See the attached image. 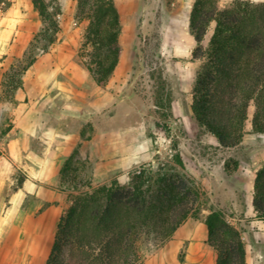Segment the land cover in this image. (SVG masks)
I'll use <instances>...</instances> for the list:
<instances>
[{
	"label": "crops",
	"instance_id": "crops-1",
	"mask_svg": "<svg viewBox=\"0 0 264 264\" xmlns=\"http://www.w3.org/2000/svg\"><path fill=\"white\" fill-rule=\"evenodd\" d=\"M142 1L115 0L122 52L113 75L101 85L79 59L84 23L75 19L72 0H59L56 41L23 74L22 87L4 99L5 72L23 57L43 22L35 0H0V124L6 128L0 140V260L5 264H46L57 224L69 205L70 192L60 185L61 170L75 151L71 162L81 164L84 177L95 186L115 179L125 182L153 159L151 129L143 106L131 95L137 38L142 36L137 31ZM154 2L160 19L161 66L169 80L187 84L189 91L187 97L186 89L173 91L170 111L176 117L189 116L196 66L197 42L190 29L195 0ZM231 2L224 0L219 7ZM210 26L211 37L214 24ZM246 130L240 144L250 146L248 162L229 174L223 161L221 179L212 181L210 188L220 202L216 206L231 210H238L243 193L245 221L251 227L245 232L251 246L248 264H264V218L253 206L256 172L264 165V133L252 132V125ZM208 238L205 221L189 217L168 240L146 250L139 264H217V251Z\"/></svg>",
	"mask_w": 264,
	"mask_h": 264
},
{
	"label": "trees",
	"instance_id": "trees-1",
	"mask_svg": "<svg viewBox=\"0 0 264 264\" xmlns=\"http://www.w3.org/2000/svg\"><path fill=\"white\" fill-rule=\"evenodd\" d=\"M35 0L43 27L35 34L23 57L5 72L4 99L22 87V76L37 57L49 51L57 39L61 13L59 0ZM74 16L84 20L85 42L92 46L87 63L98 84L114 73L122 52V26L115 0H72ZM214 24L206 47L205 34ZM190 29L203 58L194 79L192 111L199 125L221 146H237L244 123L251 116L252 129L264 133V1L232 0L220 8L218 0H195ZM156 129L162 131L159 123ZM6 128L0 124V140ZM75 153L65 162L68 168ZM199 192L184 176L153 174L142 169L128 182L117 179L70 196V204L57 224L46 264H139L148 243L168 240L189 217L196 216ZM253 206L264 218V165L256 172ZM209 243L216 249L217 264H246V247L240 230L220 210L204 218ZM182 260V254H181Z\"/></svg>",
	"mask_w": 264,
	"mask_h": 264
},
{
	"label": "rangeland",
	"instance_id": "rangeland-1",
	"mask_svg": "<svg viewBox=\"0 0 264 264\" xmlns=\"http://www.w3.org/2000/svg\"><path fill=\"white\" fill-rule=\"evenodd\" d=\"M224 3V0H218V5ZM56 0L52 1L51 5L55 6ZM49 5V7L51 6ZM75 4L73 3V7ZM139 24L137 31H141L142 36L137 38V67L133 78V92L132 98L142 105L144 109V120L149 124L150 131L148 133L152 142L151 149L154 151V157L151 161L141 165V168L146 169L147 173L157 176L158 173L168 172L169 174H180L185 179L193 184L198 189L199 197L194 203L196 208V216L204 220L206 215L213 210H220L225 216L227 222L240 230L241 238L245 242L246 247V264H248L247 257L250 256L251 246L247 231L251 229L249 223L245 221V197L240 192V199L237 209L231 210L228 206L218 207L220 202L217 201L214 192H211V182L221 179V165L225 167V171L229 174L235 173L239 168L246 164L250 157L249 144H238L234 147H223L220 145L218 139L210 132L202 128L196 120L193 111L192 114L185 117H176L170 111V103L173 100V91L177 88L187 91V84L177 83L175 80H169L165 76V71L161 66V61L164 57L159 54V25L160 19L157 8V3L154 0H144L139 8ZM50 10V9H49ZM74 10V9H73ZM51 11V10H50ZM62 12V11H61ZM145 20V25H143ZM84 23V28L79 40L80 50L79 59L88 63L90 56L89 52L92 46L85 42V27L84 20H77ZM212 26L201 42V46L206 47L210 38ZM198 46V45H197ZM193 51V61L196 66L192 70L191 80L194 83L197 71L200 69L203 58H195ZM193 84L190 93L192 94ZM193 98V97H192ZM187 99V98H186ZM192 104V103H191ZM192 109V107H191ZM159 123L162 131L156 129V124ZM252 125L251 116H249L244 123V136L247 132V127ZM252 132L253 129H252ZM256 133V132H254ZM157 135L168 137L171 139V147L173 154L161 155L157 153L158 144L156 143ZM83 167L81 164H74L70 162L68 168L61 171V186L70 192L68 201L70 204V196L79 192L90 190L95 185H90L87 178L84 177ZM135 173V172H133ZM129 175L125 182H128L132 176ZM120 182V181H119ZM124 183V182H121ZM214 196V197H213ZM218 205V206H216ZM207 209H210L208 211ZM240 219H244L241 221ZM18 233H14L17 235ZM155 244L148 243L143 252L151 248ZM6 261L0 260V264H5Z\"/></svg>",
	"mask_w": 264,
	"mask_h": 264
},
{
	"label": "built area",
	"instance_id": "built-area-1",
	"mask_svg": "<svg viewBox=\"0 0 264 264\" xmlns=\"http://www.w3.org/2000/svg\"><path fill=\"white\" fill-rule=\"evenodd\" d=\"M51 11H54V5H51L49 7ZM61 18V13L55 14V19L59 22ZM156 143L158 144L157 153H160L161 155H169L171 156L173 154V150L171 147V139L168 137H164L161 135H157L156 137ZM142 170L141 166L138 167L134 172L140 173ZM129 179V177H127Z\"/></svg>",
	"mask_w": 264,
	"mask_h": 264
}]
</instances>
